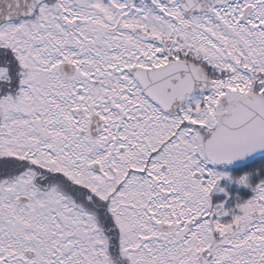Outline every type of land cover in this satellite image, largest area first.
<instances>
[{"label":"snow or ice","instance_id":"snow-or-ice-1","mask_svg":"<svg viewBox=\"0 0 264 264\" xmlns=\"http://www.w3.org/2000/svg\"><path fill=\"white\" fill-rule=\"evenodd\" d=\"M0 264H264V0H0Z\"/></svg>","mask_w":264,"mask_h":264}]
</instances>
